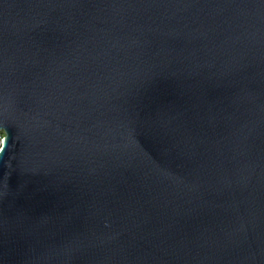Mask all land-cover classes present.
I'll return each mask as SVG.
<instances>
[{"label": "water", "instance_id": "1", "mask_svg": "<svg viewBox=\"0 0 264 264\" xmlns=\"http://www.w3.org/2000/svg\"><path fill=\"white\" fill-rule=\"evenodd\" d=\"M0 264H264V0H0Z\"/></svg>", "mask_w": 264, "mask_h": 264}, {"label": "built area", "instance_id": "2", "mask_svg": "<svg viewBox=\"0 0 264 264\" xmlns=\"http://www.w3.org/2000/svg\"><path fill=\"white\" fill-rule=\"evenodd\" d=\"M0 133H1V132H0ZM2 135H3V134H1V136H0V141H1V139H2Z\"/></svg>", "mask_w": 264, "mask_h": 264}, {"label": "rangeland", "instance_id": "3", "mask_svg": "<svg viewBox=\"0 0 264 264\" xmlns=\"http://www.w3.org/2000/svg\"><path fill=\"white\" fill-rule=\"evenodd\" d=\"M0 132H1V133H0V136H1V134H3V133H2V131H0Z\"/></svg>", "mask_w": 264, "mask_h": 264}, {"label": "snow or ice", "instance_id": "4", "mask_svg": "<svg viewBox=\"0 0 264 264\" xmlns=\"http://www.w3.org/2000/svg\"><path fill=\"white\" fill-rule=\"evenodd\" d=\"M3 143V141H0V144H2Z\"/></svg>", "mask_w": 264, "mask_h": 264}, {"label": "trees", "instance_id": "5", "mask_svg": "<svg viewBox=\"0 0 264 264\" xmlns=\"http://www.w3.org/2000/svg\"><path fill=\"white\" fill-rule=\"evenodd\" d=\"M3 133V132H2Z\"/></svg>", "mask_w": 264, "mask_h": 264}]
</instances>
